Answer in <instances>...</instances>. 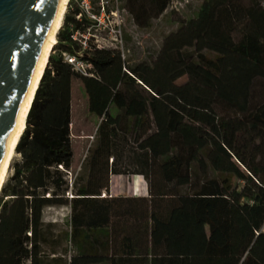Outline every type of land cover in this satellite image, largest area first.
<instances>
[{"label":"trees","instance_id":"1","mask_svg":"<svg viewBox=\"0 0 264 264\" xmlns=\"http://www.w3.org/2000/svg\"><path fill=\"white\" fill-rule=\"evenodd\" d=\"M126 2L146 27L171 0ZM72 3L1 190L0 264H264V4L206 0L154 60L91 45L94 74L81 75L62 52L82 49L71 29L91 20ZM74 78L101 122L87 180L72 184L67 259L43 212L69 204ZM109 173L142 174L149 196L99 197Z\"/></svg>","mask_w":264,"mask_h":264},{"label":"rangeland","instance_id":"2","mask_svg":"<svg viewBox=\"0 0 264 264\" xmlns=\"http://www.w3.org/2000/svg\"><path fill=\"white\" fill-rule=\"evenodd\" d=\"M71 1V0H70ZM70 1L68 8L70 7ZM105 8L108 12L113 11L111 22L121 30V38L115 40V35L110 34V30L102 29L92 30L97 38L109 42L107 48L117 49L121 52L123 58L130 65H134L141 61L154 60L163 44L164 39L171 32L176 31L183 22L189 21L197 17L201 6L206 0H171L170 5L159 17H154L149 26H139L134 20L131 12L128 10L126 0H103ZM264 4V0H260ZM101 0H91L92 9L94 12L100 11ZM72 8L75 5L79 6L77 0H73ZM67 8V9H68ZM91 44H95V37H91ZM188 76L183 75L176 80L177 83L187 81ZM73 97H72V146L74 150L73 164L68 172H65V177L69 182V191L65 196L69 199V204L54 205L46 207L43 212L44 221L49 225L51 233L61 234L62 241L58 245L59 254H64L65 258L76 254V250L70 240L66 238L65 232L70 231L73 217L72 197L76 194L72 184H84L90 169V155L95 148L98 140V126L101 118L93 114L89 110L88 95L84 89L82 82L78 78L72 81ZM115 113V109H113ZM21 160L20 154L16 152L5 181V184L10 181L13 172V165ZM112 161V158H110ZM120 167L130 168L127 158L119 162ZM116 174V173H113ZM137 174V173H133ZM133 174L122 179L118 186V195L129 196L126 192L131 188L136 196H149V183L142 174L137 181L133 183L131 178ZM112 173H109V191L102 189L99 197L112 196L111 186ZM132 182V184L130 183ZM185 189V187L183 188ZM51 191V190H50ZM49 194V193H47ZM2 193L0 194L1 197ZM264 230V225H263ZM55 241L51 240V245ZM49 250V248H47Z\"/></svg>","mask_w":264,"mask_h":264},{"label":"water","instance_id":"3","mask_svg":"<svg viewBox=\"0 0 264 264\" xmlns=\"http://www.w3.org/2000/svg\"><path fill=\"white\" fill-rule=\"evenodd\" d=\"M61 0H0V160Z\"/></svg>","mask_w":264,"mask_h":264},{"label":"bare ground","instance_id":"4","mask_svg":"<svg viewBox=\"0 0 264 264\" xmlns=\"http://www.w3.org/2000/svg\"><path fill=\"white\" fill-rule=\"evenodd\" d=\"M68 3H69V0H61L60 2L58 12L56 14V18L48 34V38L46 40L42 56L39 60V64L36 70L35 77L23 100L22 106L18 114L17 122L10 134L6 149L0 160V194H1L2 187L6 181V178H7L10 166H11V162L14 156L16 155V145L26 127L27 115L30 110L32 101L34 99L36 90L39 86L44 70L47 66L49 56L58 41L57 33L62 26L64 15L68 8Z\"/></svg>","mask_w":264,"mask_h":264},{"label":"built area","instance_id":"5","mask_svg":"<svg viewBox=\"0 0 264 264\" xmlns=\"http://www.w3.org/2000/svg\"><path fill=\"white\" fill-rule=\"evenodd\" d=\"M70 1V0H69ZM79 2V6L82 11L86 13L87 17L91 20L90 23L87 24L86 30L81 31L79 29H71L70 36L73 40L77 41L81 44L82 49L77 51L76 54L64 51L62 55L66 61H68L72 69L81 75H93L94 66L92 62L83 58V49L89 48L91 45H95L99 48H107L109 42L104 40H100L97 38L96 34L91 32L92 30L102 29L101 25H103V29H109L110 34L115 35V40L121 38V30L115 28V26L111 22V15L115 12H108L105 8V3L103 0L100 2V11L94 12L91 5V0H77ZM78 19L81 18V12L76 15ZM91 37H95V44H91Z\"/></svg>","mask_w":264,"mask_h":264},{"label":"crops","instance_id":"6","mask_svg":"<svg viewBox=\"0 0 264 264\" xmlns=\"http://www.w3.org/2000/svg\"><path fill=\"white\" fill-rule=\"evenodd\" d=\"M52 53L55 54L54 49L52 50ZM72 97H73V89L71 86V113H72ZM71 138H72V132H71ZM72 164H73V162H72ZM127 176H128L127 174H113L112 173L111 186H110V190H111L112 195H118V186L122 182V179L126 178ZM140 176L141 175H139V174H133L129 178H131L133 183H137ZM130 183L132 184V182H130ZM126 193L128 195L135 194V192L132 188L130 190H128Z\"/></svg>","mask_w":264,"mask_h":264}]
</instances>
